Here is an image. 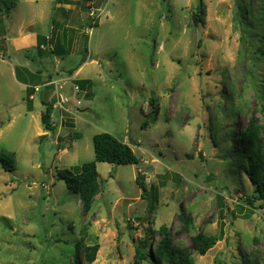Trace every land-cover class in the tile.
I'll return each mask as SVG.
<instances>
[{
	"label": "rangeland",
	"instance_id": "1",
	"mask_svg": "<svg viewBox=\"0 0 264 264\" xmlns=\"http://www.w3.org/2000/svg\"><path fill=\"white\" fill-rule=\"evenodd\" d=\"M85 1L0 0V154H15L14 170L0 164V264H161L136 257L144 238L157 245L161 226L194 264H264V197L252 198L256 185L228 153L252 111L264 120V55L255 50L264 21L247 32L238 0ZM52 19L72 29L64 52L37 57L34 43L11 44L23 22L22 34L53 46L61 31ZM28 63L61 80L41 75L28 93L13 75L27 78ZM51 98L49 131L41 114ZM100 132L127 143L138 162H96L100 188L85 212L57 170L93 160ZM199 233L217 236L203 255L192 249ZM80 241L98 244L93 261Z\"/></svg>",
	"mask_w": 264,
	"mask_h": 264
},
{
	"label": "trees",
	"instance_id": "2",
	"mask_svg": "<svg viewBox=\"0 0 264 264\" xmlns=\"http://www.w3.org/2000/svg\"><path fill=\"white\" fill-rule=\"evenodd\" d=\"M57 3H68L74 4L77 0H55ZM88 5L91 3V0H86ZM85 1V2H86ZM242 1V0H241ZM264 3V0H263ZM90 6H87V9ZM253 11L257 13L254 15ZM262 11V13H261ZM203 10L198 8V11L193 13V18L195 21H200L202 16L201 13ZM238 19L241 24H244L247 32H251L253 27L248 26L252 23L253 20L259 23H263L262 16L264 15V4L260 7H246L243 2L238 0ZM53 30L61 31L63 28V24L56 22L52 19ZM68 31L72 29H67ZM66 28L63 29L60 33L57 31L58 35L56 37V41L53 46H50L49 36L38 34L36 41V56H53L54 54H60V52H64V48L68 45L66 43ZM67 31V32H68ZM74 32V31H73ZM61 37V38H60ZM257 37V34L255 35ZM261 37L264 38V28L261 34ZM242 41L246 39V36L243 35L241 38ZM71 40V38H70ZM62 42V43H61ZM61 43V44H60ZM71 43V42H70ZM256 51L260 52L261 55H264V47L259 45L255 48ZM30 57L31 55H26ZM32 59L36 58L31 56ZM84 62L78 65L80 66ZM75 67L74 70L78 68ZM17 69H15V75L18 76ZM22 74V71H20ZM37 73L30 72V77L33 81L26 82L27 84V92H34V78ZM19 81L22 78L17 77ZM48 79L51 81L50 77ZM48 80V82H50ZM48 90L53 89V84H48L44 86ZM79 87V86H78ZM55 102V98H51L49 100L42 99V103L45 106L43 113L41 114V121L43 123V127L45 130H53L54 126L51 122V115L53 110V104ZM152 105V101L150 102ZM28 109H31L30 101L28 100L27 104ZM262 112L264 114V106L262 107ZM158 114V107L155 106L151 109V112L148 114V117H152L153 120H156ZM232 116H236V112L233 110L231 113ZM146 124V121H144ZM43 137V136H42ZM79 134L75 133L73 138H78ZM239 142L238 145L231 150H228V153H233L235 157L238 159V165H243L246 172H248V176L250 180L256 185L255 194H253L252 198L262 199L264 197V120L259 118L255 111L251 112L248 123L242 127L239 132ZM93 144V152L94 158L91 161H87L82 163L80 166H77L72 171L71 169L63 168L57 170V176L59 179H62L65 182L67 188L71 189L74 193H76L82 203V208L85 212L89 211L91 208V201L95 194L98 193L100 188V182L98 178V172L96 168V162H107L111 164H135L138 162V158L134 154L131 147L116 138L109 132H100L94 134L92 137ZM0 164L2 169L6 171H12L15 169V154L13 152H6L0 154ZM139 175L136 177L137 183L143 191H146V187L143 181L139 180ZM252 198L249 200L252 203ZM153 232L152 229H146ZM161 238L157 245L152 248L150 244L147 242V238H144L140 241V246L136 248V257L138 260L145 259L147 255H151L153 260L156 263L161 264H194L193 257L190 256L188 250H186L182 245L175 244L172 240V237L169 235V232L166 230L164 226H161L158 230ZM192 241V249L196 251L198 254L203 255L210 249L215 242L217 241L216 235H207L204 233H199L194 235L191 238ZM78 248H83V257L91 262L95 259L96 252L98 250V244L83 246V243L77 242ZM150 248L151 251L148 253L145 252V248ZM75 264H78L79 258L74 259ZM246 264H259L257 263V259L249 260Z\"/></svg>",
	"mask_w": 264,
	"mask_h": 264
},
{
	"label": "crops",
	"instance_id": "3",
	"mask_svg": "<svg viewBox=\"0 0 264 264\" xmlns=\"http://www.w3.org/2000/svg\"><path fill=\"white\" fill-rule=\"evenodd\" d=\"M87 2V1H86ZM56 4L57 5H61V4H64V3H57L56 2ZM66 4V3H65ZM68 4V3H67ZM23 23V22H22ZM22 23H20V28L18 29V31L15 33V37H14V39L12 38L11 39V44L14 46L15 44H17V45H21V44H23V43H26V42H28V44H30V43H34L35 45H36V41H37V35L38 34H35V35H33V36H31V38H30V35L29 34H22V30H23V28L25 27V26H23L22 25ZM29 27H31V26H27V28H29ZM7 28H9L8 26L6 27V29ZM26 35V36H25ZM16 38V39H15ZM29 39V40H28ZM66 43L68 44V46L70 45V36H68L66 39ZM27 44V45H28ZM34 45V46H35ZM36 53V52H35ZM44 57V56H43ZM26 58H28V60H30L31 62H33V63H36L35 62V58L34 59H32L31 58V56L30 57H27L26 56ZM29 63L27 64V66H25V68H27L28 70H30V71H32V73H37L36 74V76H35V78H34V84L35 85H38L39 84V82H37V79H40L41 80V75L42 76H44L45 78V80H46V76H47V78L48 77H50L51 75V72H47V71H45V74H42V71L43 70H40V69H38V68H35V70H32L29 66ZM83 66V65H82ZM82 66L78 69H76L75 71H76V73L78 72V71H80L81 69H82ZM24 74V73H23ZM14 76H15V73L13 74ZM72 76H74V75H72ZM15 80L17 81V83L18 84H20L21 86H22V88L24 87V89L26 90V88H27V85H29V84H27L26 82H30V81H33L32 80V78L30 77V75H28L27 76V78H22V80L21 81H19V80H17L16 79V77H15ZM49 80V79H48ZM48 80H47V82H48ZM59 80H61L59 77H57V79L56 78H54V80H53V77L51 78V81H53V82H55L56 84L58 83V81ZM50 81V80H49Z\"/></svg>",
	"mask_w": 264,
	"mask_h": 264
},
{
	"label": "built area",
	"instance_id": "4",
	"mask_svg": "<svg viewBox=\"0 0 264 264\" xmlns=\"http://www.w3.org/2000/svg\"><path fill=\"white\" fill-rule=\"evenodd\" d=\"M39 89H40V88H39L38 86H35V87H34L35 92H38ZM31 97H33V96L31 95Z\"/></svg>",
	"mask_w": 264,
	"mask_h": 264
},
{
	"label": "clouds",
	"instance_id": "5",
	"mask_svg": "<svg viewBox=\"0 0 264 264\" xmlns=\"http://www.w3.org/2000/svg\"><path fill=\"white\" fill-rule=\"evenodd\" d=\"M53 82V81H52ZM53 83H55V82H53ZM53 83H50V84H53ZM35 86H38V85H34V87ZM79 88V87H78ZM37 92H35V90H34V92H33V94H36Z\"/></svg>",
	"mask_w": 264,
	"mask_h": 264
}]
</instances>
